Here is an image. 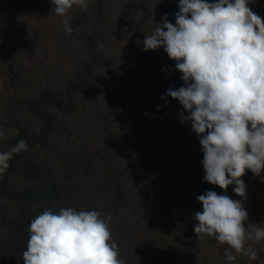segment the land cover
<instances>
[{"label":"trees","instance_id":"16d2710c","mask_svg":"<svg viewBox=\"0 0 264 264\" xmlns=\"http://www.w3.org/2000/svg\"><path fill=\"white\" fill-rule=\"evenodd\" d=\"M21 1L23 0H0V24L7 20L4 10L10 16L12 12L19 13ZM178 3L179 0H174L169 11V22L173 24L176 22L175 14L179 11ZM111 8L109 0H89L87 12L74 7L68 13L72 32L77 35L83 49V57L74 65V76L66 82L61 80L58 86L53 84L41 88L40 93L28 103L31 115L26 125H9L15 131L10 146H14L19 140H25L28 144L26 153L31 152L34 147L45 150L50 146L57 147L59 160L65 159L67 164L62 163L64 167L58 175L63 179L58 180L56 176L50 175L52 164L46 167L42 162L40 165L32 152L24 154L25 151H22L10 160V167L1 181L0 192L8 200V204L5 203L6 200L2 207L7 208L14 203V211L18 210L15 213L17 218L11 222L10 218L5 220L10 224L12 243L21 246V252H16L14 244L13 252H10L8 244L7 251H0V264H24L22 253L27 247L31 220L46 209L58 213L64 207H72L78 211L96 210L102 215L110 214L112 222L122 213H132L133 220L122 223V227L115 222L110 225L120 258L126 264H228L225 259L227 245H220L211 237L200 240L194 232L197 223L194 213L203 210L197 197L206 191L226 194L236 200L241 197L233 191L235 185H229L225 191L205 181L200 137L192 130L190 123L170 121L169 128L163 131L164 136L170 135L167 140L169 143L163 142L160 151H155L148 144L150 134L159 127L154 121L156 117L151 121L143 120L141 136L134 142L127 141L130 137L125 130L128 122L124 123L121 130L123 134L116 136L113 146H110L108 140L103 143L106 155L97 167L93 166L94 159L91 155L95 149L87 138L83 140L82 150H79L83 158L74 155L68 159L59 149L57 136H61L66 124L61 120L78 110V106L82 109L77 116L83 115L88 122V130L95 134L94 137L110 128L109 125L102 124L104 119L100 109L95 108V93L106 90L109 94H118L109 76L110 58L102 50V28L106 13ZM158 53L162 56L159 58L158 68L165 76L160 78L162 87L157 94L164 95L169 87L178 89V82L170 73L175 69V61L168 57L163 47L158 49ZM138 93V98H145L144 93ZM177 105L178 101L171 97L164 99L166 115ZM172 146L175 151L183 149V162L178 156L175 164L174 158L169 161L166 152ZM133 167L140 173L138 179L132 174ZM18 174L27 181L26 187L19 191L7 185L8 179L18 178ZM144 174L164 180L167 187L165 193L160 197L157 195V183L151 184L147 190L135 189V182L136 186H141L145 181ZM263 178L264 171L260 176L247 171L242 177L247 192L244 203L249 214L247 223L260 224L264 219V187L260 185ZM151 193L159 198L151 199ZM9 212V215L15 216L13 211ZM161 219L166 224L159 229ZM246 245L256 248L258 255L264 259V240L249 241ZM233 254L236 259L232 264H259V261L247 259L245 255Z\"/></svg>","mask_w":264,"mask_h":264},{"label":"clouds","instance_id":"9594fccd","mask_svg":"<svg viewBox=\"0 0 264 264\" xmlns=\"http://www.w3.org/2000/svg\"><path fill=\"white\" fill-rule=\"evenodd\" d=\"M255 0H179L175 24L165 13L162 23L147 34L143 50L163 47L175 61L185 86L169 87L161 99L179 101L200 137L206 182L233 191L241 199L206 191L197 200L203 210L194 213L198 239L214 238L227 245L228 264L242 254L264 264V259L247 242L264 240V226L247 223L244 207L247 171L260 176L264 171V19L249 7ZM71 35L68 13L78 7L89 10V0H51ZM160 108H157L159 111ZM147 115V113H146ZM0 131V139H4ZM28 150L19 140L0 152V174L10 160ZM264 183V179L261 180ZM112 216L96 210L64 207L58 213L46 209L30 222V235L22 253L24 264H126L120 258L111 232Z\"/></svg>","mask_w":264,"mask_h":264},{"label":"rangeland","instance_id":"374dc122","mask_svg":"<svg viewBox=\"0 0 264 264\" xmlns=\"http://www.w3.org/2000/svg\"><path fill=\"white\" fill-rule=\"evenodd\" d=\"M109 2L112 8L106 13L102 28V50L110 58L109 76L118 94H109L106 90L96 92L95 108L100 109L104 119L102 124H107L110 128L94 137L95 134L88 130V122L84 120L83 115L77 116L78 113L81 114L82 109L78 106V110L61 120L66 124L64 132L57 136L59 149L68 159L74 155L83 158L79 150H82L83 140L87 138L91 147L95 149L91 154L94 167H97L106 155L103 144L105 140L110 141V146H113L116 136L123 134L121 130L124 123L128 122L125 130L130 137L127 141L134 142L141 136L143 120L151 121L156 117L154 121L159 127L150 134L148 144L150 148L154 147L155 151H160L163 142L169 143L167 140L170 139V135H163V131L169 128V122H178L182 114H188L178 101L177 107L166 115L164 99L160 98L162 94H157L162 87L160 78L165 76L158 68L159 58L162 56L158 50H143L145 36L151 34L157 24L162 23L165 13L168 14V21H171L169 11L174 0H109ZM208 2L213 3L215 0ZM21 3L19 13L12 12L10 16L7 10H4L7 20L0 24V131L4 132L5 137L0 139V152L7 151L13 140L15 131L9 125L13 123L26 125L31 115L27 106L32 98L40 93L41 88L53 84L58 86L61 80L65 82L70 80L75 73L74 65L83 57L81 42L75 33L69 35L65 32L63 18L52 11L54 6L51 0H23ZM249 7L264 19V0H255ZM168 71L170 72V68ZM170 73L178 82V88L185 86L178 70L174 69ZM139 91L145 94V98H138ZM60 127L59 125V129ZM166 132L169 133L168 130ZM176 150L172 146L166 152L169 161L174 158V164L177 156L181 160L183 158V149ZM31 152L27 153H31L40 165L42 162L46 167L52 164L51 176H56L58 180L63 179L58 174L64 167L62 163H67L65 159L59 160L57 147L50 146L47 150L34 147ZM27 153L25 151L24 154ZM6 173L7 171L0 174V188ZM132 174L136 179L140 177L135 167L132 168ZM147 174L143 175L145 181L141 186H136L135 182L134 188L147 190L151 184L157 183L159 190L157 195L160 197L165 193L164 190H167L164 180L154 179L152 176H146ZM17 176L18 178L8 179L7 185L19 191L26 187L27 181L19 174ZM260 185L264 187V183L261 182ZM149 197L153 200L159 198L154 193ZM6 200L7 198L0 192V251H5L9 244L8 250L13 252V244L14 246L17 244L12 243L10 224L5 219L10 218V222L13 221L17 218L15 213H18V210L14 211V203L13 206L2 207ZM5 203L8 204V200ZM9 211H13L15 216L9 215ZM130 220H133L132 213H122L113 222L122 227V223ZM165 224L166 222L161 219L159 229L164 228ZM260 224L264 225V219ZM246 247L257 250L250 245ZM15 250L17 253L21 252V246H16Z\"/></svg>","mask_w":264,"mask_h":264}]
</instances>
